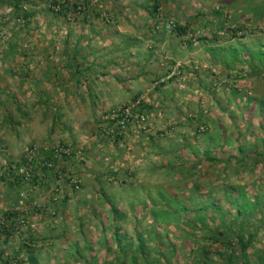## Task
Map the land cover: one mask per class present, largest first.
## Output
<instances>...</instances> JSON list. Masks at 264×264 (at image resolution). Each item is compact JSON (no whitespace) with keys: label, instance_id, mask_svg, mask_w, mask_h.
Masks as SVG:
<instances>
[{"label":"rangeland","instance_id":"obj_1","mask_svg":"<svg viewBox=\"0 0 264 264\" xmlns=\"http://www.w3.org/2000/svg\"><path fill=\"white\" fill-rule=\"evenodd\" d=\"M55 1H26L23 9L33 16L24 18L0 0V176L13 165L12 176L0 179V219L16 212V222L34 224L16 225L7 241L0 233L4 258H14L9 264H31L32 254L37 264H133L134 257L140 264H219L215 253L230 251L203 239L208 228L195 223L205 215L212 230L238 216L257 234L245 259L260 264L264 0H161L159 22L141 20V7L127 8L132 21L108 12L129 0L108 7L93 0L85 22L66 10L53 14ZM187 16L196 20L194 32L172 41L195 51L196 60L190 65L179 57L164 69L150 68L166 52L160 43L152 49L154 34L175 32L171 25ZM159 77L165 82L156 84ZM136 97L128 123L112 119ZM142 101L149 106L145 121L137 112ZM94 124L106 132L97 136ZM32 156L34 165H25ZM48 156L57 160L58 177L44 167ZM21 169L36 176H20L18 186ZM230 197L250 213L248 221ZM211 203L227 214L221 218ZM210 248L208 258L203 250Z\"/></svg>","mask_w":264,"mask_h":264},{"label":"trees","instance_id":"obj_2","mask_svg":"<svg viewBox=\"0 0 264 264\" xmlns=\"http://www.w3.org/2000/svg\"><path fill=\"white\" fill-rule=\"evenodd\" d=\"M28 1V0H9V3L12 4V6L14 7V9L16 11H23L25 13L24 15V18H28L30 16H33V14L31 13H28L26 11H24L23 7H24V3ZM154 2V9L153 10H158V5L160 3V0H152ZM71 5V6H70ZM89 6H87L86 4L84 3H72L71 4V1L69 0H58V1H55L54 4H53V7L51 8V12L53 14H56V15H60L62 14L63 12L61 10H66L68 11L69 13L73 14L75 17V19L77 20H82L83 22H85L86 20H84V14H88L89 13V9H87ZM157 18V21L159 19V15L156 16ZM176 29H174L175 31H177L179 34H189L190 33V30L191 28L190 27H187V26H180L179 24L175 25ZM78 76L79 77H83L82 78V81H84L85 83H90L91 82H88L85 80L84 78V75H83V71H79L78 72ZM77 81H80L79 79ZM160 86H157V88H159ZM137 98V97H136ZM139 98H137L136 100H138ZM140 107L141 109H138L137 112L139 115L143 114V110L144 109H148L149 106H147L146 104L143 103V101L140 103ZM127 105V104H125ZM124 107V105H123ZM133 118V117H132ZM57 119V117H56ZM131 119V118H130ZM112 122V121H111ZM113 123V122H112ZM110 124V123H109ZM103 131L106 132V130H104L103 127H99L98 129L95 128V124L93 125V132L95 134H97V136H99V134H103ZM110 134H113V137H116V136H119L118 134H114L113 132H110ZM248 158L252 157V155H246ZM207 160L211 162V160H213L212 158L209 157V155L207 156ZM37 160V158H36ZM43 163H46L45 164V168L49 165V163H57V160L54 156H48L47 159H42ZM257 161V160H256ZM255 161V162H256ZM214 162V161H212ZM55 164L52 165L51 167V170L50 172L52 173V176L55 174L56 177H58V175L56 174L57 172H55ZM10 165V164H9ZM25 165H34L32 162L29 161V158H26V163ZM13 165L9 166V169L7 171V176L6 175H2L0 176V179L2 180H5V179H8L12 176L13 174ZM43 167V168H44ZM16 168V167H15ZM245 171H247V169H245ZM54 173V174H53ZM27 174H31L32 175V179L36 176V172H34V170H28L26 169L24 173H20L19 176H18V180H17V183H18V186L21 185V181L19 180V177L20 176H23L25 177ZM7 177V178H6ZM20 183V184H19ZM196 192V191H194ZM226 194L227 192L232 195L230 193L229 190H226L225 191ZM230 199H233L230 203L232 204V206H234L236 208V210H240V212L242 211L243 213H245V219L244 220H249V215L250 213L248 211H244L241 207L240 204H238L236 198H233V197H230ZM110 202V200H109ZM112 205V209H113V204ZM211 206H213V210L219 214V216H221V218L224 216L223 214H227V213H223L220 209V207H217L216 205L214 206V203H211L210 204ZM209 206V207H211ZM205 207V206H203ZM206 210V207L205 208H201V209H194L195 212H198V211H201V210ZM18 215H16V212H4L3 213V217L2 219H0V233H4L6 235V241L8 240V237L12 234L13 230L17 229L16 225L17 226H20L22 223H18L14 220V218H17ZM244 217V215H243ZM230 219L232 220V225L234 227V224H238L239 228L237 229H234L232 228V225H230L229 227H226V223L227 222H224V220H222L223 223H220L219 225H217V227L214 228V230L212 229H209L208 227V224L206 223V217L204 215V221L202 222H196L195 225L196 226H201V228L203 229H207L208 230L206 231V234H205V237L203 238L204 240H207L211 243V245L213 246L214 244L216 243H220V245L222 246L223 249H226L227 251H230L229 255H224L221 251H217L216 256L219 257V264H250V262H247V260L245 259V257L247 256V252L248 250L253 246V243H254V238L257 236V234H254L253 232H250L249 227L247 228V226L243 223V222H239V217L236 216V218L234 219L233 216H230ZM190 222V221H189ZM30 222L27 221V224L28 225ZM118 235V234H117ZM120 238V240H119ZM119 238L117 239L118 244L121 245V241L123 239V237L121 238V236H119ZM238 245L239 247V251L240 253L238 254H235V246L234 245ZM221 250V248H220ZM141 251L143 253H145L146 251L144 250V247L141 248ZM141 252V253H142ZM160 252V251H158ZM203 252L205 253V255L208 256V258L212 257L211 255L213 254L212 252V248L210 249H204ZM162 253L159 254L160 257L162 258H166L163 257L161 255ZM257 254V253H255ZM147 253H146V256L145 258H147ZM5 256V253H4V250H1L0 251V262L2 264H9L10 261H13L14 258H10L8 260H6L4 258ZM29 260H30V263L31 264H37V257L36 255L32 254L30 255L29 257ZM146 260V259H145ZM19 262H22V261H19ZM133 264H140L138 259L136 257H134L133 259ZM260 264H264V256L260 255V261H259ZM121 264H125V263H121ZM155 264H160V260L159 259H156L155 260ZM207 264H214V261H207Z\"/></svg>","mask_w":264,"mask_h":264},{"label":"crops","instance_id":"obj_3","mask_svg":"<svg viewBox=\"0 0 264 264\" xmlns=\"http://www.w3.org/2000/svg\"><path fill=\"white\" fill-rule=\"evenodd\" d=\"M103 1H106V2H103ZM103 1L101 0V2H103L106 7H108L107 4H109L110 6L112 4L113 5H119L120 4V1H118V0H103ZM192 1H196V0H189V5L192 4ZM82 2L89 7H91L93 4L92 3L93 0H82ZM79 3H81V1ZM223 4L227 5L228 7L230 6L227 3H223ZM122 7H124V8L114 7L113 9H111L108 12H110V13L113 11L118 12V13L122 12L121 13L122 16H126V17H124L125 19H123L124 21H128V20L132 21V18H130L128 16L130 15L132 17V16H134V14L127 11L128 10L127 8H131L130 10L134 13L133 9L141 7V9H143V11H144V15H146V16H143V18L141 20L147 21L149 19V20L154 21V22H159V19L162 17L161 15H163L165 12L164 4L162 3L161 0H160L159 5H158V10L157 9L153 10L154 9L153 8L154 2H152L151 0H145V2L143 4H140L139 0H129V3H124V5ZM137 14H139V13H137ZM199 14L203 18H205V14H203L202 11H200ZM158 15H159V19L157 21L156 16H158ZM114 16H116V14ZM182 20H183L182 23H180L179 25L190 27L191 28L190 31L194 32V29L192 28L193 24H196V20H194V17H192V16L188 17L187 16L186 18H183ZM118 21H121V20L118 19ZM199 24L202 26V21H199ZM165 33H166V35H165ZM174 33H175V35H174ZM176 34H178V35H176ZM154 35L159 36V38L153 39V37H152V42L155 45L154 47L152 46V49H154V48L157 49V46L160 43V45H162L164 47V51H166V52H164V54L162 55V60H160L159 63H156L157 62V60H156V62H153V63L151 62V64H148V66L150 68H154V67L158 66L157 67L158 69H160V70L164 69L163 67H165L168 64H175V61H178L179 57H183V59H188V61H189L188 63H190V65L194 62L193 60H196V57L194 56L195 51L190 52L189 50L180 46L178 41L176 42V46L173 45L174 44V41H172L173 36L178 37V36H183L185 34H179L177 31H175V32H171V33L157 32V34H154ZM184 50H187V51L185 52ZM145 51L147 52V48ZM143 53H145V52L143 51ZM180 54H183V56H180ZM165 59H167V60L165 61Z\"/></svg>","mask_w":264,"mask_h":264},{"label":"built area","instance_id":"obj_4","mask_svg":"<svg viewBox=\"0 0 264 264\" xmlns=\"http://www.w3.org/2000/svg\"><path fill=\"white\" fill-rule=\"evenodd\" d=\"M171 26H174L175 27V23H173V25H171ZM173 27V28H174ZM237 34V33H236ZM238 34H240V35H243L244 34V31H242V32H238ZM236 36V35H235ZM237 36H239V35H237ZM177 69V68H176ZM173 72H175V71H173ZM175 74H176V72H175ZM174 74V75H175ZM173 75V76H174ZM173 76H171V77H167V78H169V79H171V78H173ZM168 79V80H169ZM163 80H165V78H163V79H161L160 78V80L156 83V84H159L160 82H165V81H163ZM139 102H136V104H134L133 106H136L137 104H138ZM133 106H126V107H122L121 109H119L118 111H114V113H115V116H113L112 117V119L113 120H115V121H117V122H119V123H121V124H125V122H127L128 123V121L130 120V118H132V117H134V113H133V110H132V108H133ZM114 113H112V114H114ZM111 114V115H112ZM145 114H141V115H139V116H141L140 117V120H142V121H145V116H144Z\"/></svg>","mask_w":264,"mask_h":264},{"label":"clouds","instance_id":"obj_5","mask_svg":"<svg viewBox=\"0 0 264 264\" xmlns=\"http://www.w3.org/2000/svg\"><path fill=\"white\" fill-rule=\"evenodd\" d=\"M175 25H176V23H175ZM173 29H176V27H174ZM193 33V31H190V33L189 34H187V35H190V34H192ZM187 35H183V36H187ZM160 80V77L156 80L157 82ZM156 87V86H155ZM154 87V88H155ZM136 102H140V99H138V100H135V103L134 104H136ZM134 104H132V105H128V106H133ZM139 104V103H138ZM137 104V105H138ZM127 105H124V107H126ZM136 105V106H137ZM134 108V107H133ZM133 108H132V110H133ZM67 150H69V152H71V150L70 149H65V151L67 152ZM70 154H65V156H69ZM34 156H32V159L30 158L29 159V161L30 162H32L33 164H34V162H33V160H34ZM52 165L53 164H51V163H49V165L48 166H50V168L52 167ZM22 171H21V173H24L25 172V169L23 170V169H21ZM20 174V173H19ZM26 179H31L30 177H32V175L31 174H27L26 176ZM27 221H29V220H26V219H22V224L20 225V227H23L24 225H26L27 224ZM31 224H33V223H29L28 225H26V226H28V227H30L31 228ZM34 225V224H33Z\"/></svg>","mask_w":264,"mask_h":264}]
</instances>
